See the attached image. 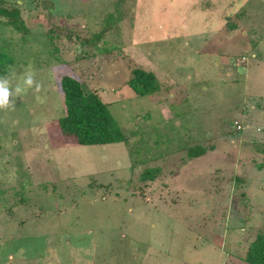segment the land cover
Listing matches in <instances>:
<instances>
[{"label": "rangeland", "instance_id": "1", "mask_svg": "<svg viewBox=\"0 0 264 264\" xmlns=\"http://www.w3.org/2000/svg\"><path fill=\"white\" fill-rule=\"evenodd\" d=\"M0 5L28 29L0 15L3 75L31 66L44 85L0 109V264H250L264 234V0ZM139 67L158 93L129 87ZM65 75L108 104L125 142L61 133Z\"/></svg>", "mask_w": 264, "mask_h": 264}, {"label": "trees", "instance_id": "2", "mask_svg": "<svg viewBox=\"0 0 264 264\" xmlns=\"http://www.w3.org/2000/svg\"><path fill=\"white\" fill-rule=\"evenodd\" d=\"M0 15L7 16L8 24L16 29L23 32L28 30L18 6L0 5ZM8 61V52L0 50V76L6 72ZM132 73L127 84L137 96L154 95L161 90V83L153 71L139 67L133 69ZM61 87L64 92L65 113L59 117L58 123L64 136L74 137L79 145H105L127 140L108 104L97 92L86 91L81 83L70 75L62 77ZM205 154L203 147H196L189 152V156L193 157ZM147 172L150 173L149 170ZM246 260L250 264H264V234H258L251 243Z\"/></svg>", "mask_w": 264, "mask_h": 264}, {"label": "clouds", "instance_id": "3", "mask_svg": "<svg viewBox=\"0 0 264 264\" xmlns=\"http://www.w3.org/2000/svg\"><path fill=\"white\" fill-rule=\"evenodd\" d=\"M15 70L8 74L0 76V109H10L15 107L16 98L25 94L28 90H33L35 94H39L44 85L36 79L35 71L29 66L21 74L20 80L13 84L15 78ZM37 95V99H39Z\"/></svg>", "mask_w": 264, "mask_h": 264}, {"label": "built area", "instance_id": "4", "mask_svg": "<svg viewBox=\"0 0 264 264\" xmlns=\"http://www.w3.org/2000/svg\"><path fill=\"white\" fill-rule=\"evenodd\" d=\"M235 124H237L236 127H237L238 129L242 127V126L238 123L237 120L235 121Z\"/></svg>", "mask_w": 264, "mask_h": 264}]
</instances>
